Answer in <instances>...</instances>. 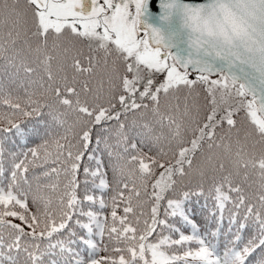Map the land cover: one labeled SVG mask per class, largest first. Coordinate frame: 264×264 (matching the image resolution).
Masks as SVG:
<instances>
[{
  "label": "snow or ice",
  "instance_id": "obj_1",
  "mask_svg": "<svg viewBox=\"0 0 264 264\" xmlns=\"http://www.w3.org/2000/svg\"><path fill=\"white\" fill-rule=\"evenodd\" d=\"M0 264H264V0H0Z\"/></svg>",
  "mask_w": 264,
  "mask_h": 264
},
{
  "label": "water",
  "instance_id": "obj_2",
  "mask_svg": "<svg viewBox=\"0 0 264 264\" xmlns=\"http://www.w3.org/2000/svg\"><path fill=\"white\" fill-rule=\"evenodd\" d=\"M158 10V9H157Z\"/></svg>",
  "mask_w": 264,
  "mask_h": 264
}]
</instances>
